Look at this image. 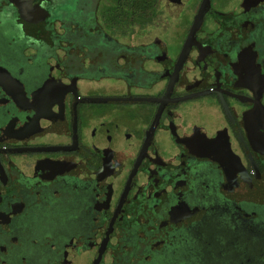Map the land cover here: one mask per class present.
Wrapping results in <instances>:
<instances>
[{
  "label": "flooded vegetation",
  "instance_id": "flooded-vegetation-1",
  "mask_svg": "<svg viewBox=\"0 0 264 264\" xmlns=\"http://www.w3.org/2000/svg\"><path fill=\"white\" fill-rule=\"evenodd\" d=\"M203 2L0 0V264H264V0Z\"/></svg>",
  "mask_w": 264,
  "mask_h": 264
},
{
  "label": "trees",
  "instance_id": "trees-1",
  "mask_svg": "<svg viewBox=\"0 0 264 264\" xmlns=\"http://www.w3.org/2000/svg\"><path fill=\"white\" fill-rule=\"evenodd\" d=\"M159 0H110L112 14H119L122 22L129 23L135 13L138 26H145L149 22L150 13L157 10ZM131 16V19H130Z\"/></svg>",
  "mask_w": 264,
  "mask_h": 264
},
{
  "label": "water",
  "instance_id": "water-1",
  "mask_svg": "<svg viewBox=\"0 0 264 264\" xmlns=\"http://www.w3.org/2000/svg\"><path fill=\"white\" fill-rule=\"evenodd\" d=\"M208 2H209V0H204V2H203V5H202V7H201V9H200V12H199V14H198V16H197V18H196L195 25H194V27H193V29H192V32H191V35H190V38H189V42H191V39H192L193 35H194L195 32H196V29H197V27H198V24L200 23L202 17L204 16V12H205V10H206V8H207V4H208Z\"/></svg>",
  "mask_w": 264,
  "mask_h": 264
}]
</instances>
